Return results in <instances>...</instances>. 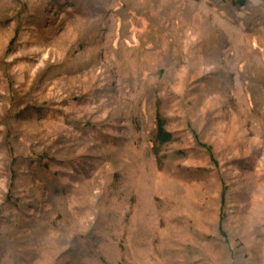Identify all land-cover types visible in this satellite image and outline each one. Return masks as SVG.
<instances>
[{
	"label": "rangeland",
	"instance_id": "374dc122",
	"mask_svg": "<svg viewBox=\"0 0 264 264\" xmlns=\"http://www.w3.org/2000/svg\"><path fill=\"white\" fill-rule=\"evenodd\" d=\"M0 264H264V0H0Z\"/></svg>",
	"mask_w": 264,
	"mask_h": 264
},
{
	"label": "trees",
	"instance_id": "16d2710c",
	"mask_svg": "<svg viewBox=\"0 0 264 264\" xmlns=\"http://www.w3.org/2000/svg\"><path fill=\"white\" fill-rule=\"evenodd\" d=\"M168 139H170V136L167 135L164 131H162V125L159 124L158 133H157V141L160 143H164Z\"/></svg>",
	"mask_w": 264,
	"mask_h": 264
}]
</instances>
